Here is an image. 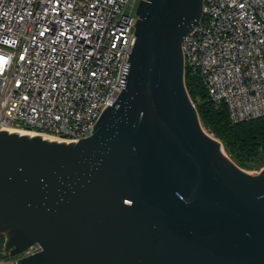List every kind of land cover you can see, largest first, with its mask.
<instances>
[{"label": "water", "instance_id": "95a60500", "mask_svg": "<svg viewBox=\"0 0 264 264\" xmlns=\"http://www.w3.org/2000/svg\"><path fill=\"white\" fill-rule=\"evenodd\" d=\"M204 0H140L123 91L77 143L0 131V235L17 264H264V167L206 132L183 41Z\"/></svg>", "mask_w": 264, "mask_h": 264}, {"label": "built area", "instance_id": "2783aa9c", "mask_svg": "<svg viewBox=\"0 0 264 264\" xmlns=\"http://www.w3.org/2000/svg\"><path fill=\"white\" fill-rule=\"evenodd\" d=\"M139 1L0 0V131L90 137L123 91ZM182 48L185 78L201 82L215 109L226 106L232 125L264 118V0H204ZM40 251L17 260L5 251L0 264Z\"/></svg>", "mask_w": 264, "mask_h": 264}, {"label": "trees", "instance_id": "16d2710c", "mask_svg": "<svg viewBox=\"0 0 264 264\" xmlns=\"http://www.w3.org/2000/svg\"><path fill=\"white\" fill-rule=\"evenodd\" d=\"M185 84L201 122L214 135L229 157L244 170L264 167V118L232 125L226 106L220 109L206 100L201 82L186 73Z\"/></svg>", "mask_w": 264, "mask_h": 264}, {"label": "bare ground", "instance_id": "6f19581e", "mask_svg": "<svg viewBox=\"0 0 264 264\" xmlns=\"http://www.w3.org/2000/svg\"><path fill=\"white\" fill-rule=\"evenodd\" d=\"M5 131H8L9 133H19V135H28L30 137H35V136H41L43 139L46 140H52V138L48 137L47 135L43 134V133H39L36 131H30L27 129H21V128H17V127H8Z\"/></svg>", "mask_w": 264, "mask_h": 264}, {"label": "rangeland", "instance_id": "374dc122", "mask_svg": "<svg viewBox=\"0 0 264 264\" xmlns=\"http://www.w3.org/2000/svg\"><path fill=\"white\" fill-rule=\"evenodd\" d=\"M17 128H21V127H17ZM21 129H23V128H21ZM206 130V129H205ZM206 132L207 133H209L211 136H213L214 137V135L213 134H211L208 130H206ZM224 147V146H223ZM227 154V153H226ZM228 155V154H227ZM229 156V155H228ZM244 170V169H243ZM261 169H255V170H245V171H247V172H249V173H258L259 171H260ZM4 246H5V241H4V238H3V236L2 235H0V258H3V256H4V253L6 254V252H5V250H3L4 249ZM9 259H11V260H17V257H8Z\"/></svg>", "mask_w": 264, "mask_h": 264}]
</instances>
